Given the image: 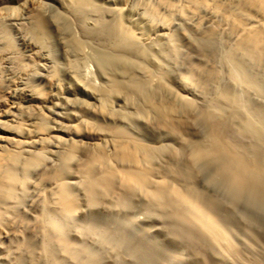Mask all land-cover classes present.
<instances>
[{
    "label": "bare ground",
    "instance_id": "1",
    "mask_svg": "<svg viewBox=\"0 0 264 264\" xmlns=\"http://www.w3.org/2000/svg\"><path fill=\"white\" fill-rule=\"evenodd\" d=\"M132 1L0 0V264H116L83 244L98 191L233 248L213 199L167 176L234 175L233 194L264 186V103L249 71L264 64V0H141L140 22ZM161 45L172 58L186 46L184 73L166 68ZM182 154L204 165L173 167Z\"/></svg>",
    "mask_w": 264,
    "mask_h": 264
},
{
    "label": "rangeland",
    "instance_id": "2",
    "mask_svg": "<svg viewBox=\"0 0 264 264\" xmlns=\"http://www.w3.org/2000/svg\"><path fill=\"white\" fill-rule=\"evenodd\" d=\"M140 1L141 0L132 1L134 6H137V8L136 6L134 7L136 13L134 12L132 15L133 18H137L138 16L139 20H135L139 22L142 20V13L140 8L138 9ZM219 16L222 15L220 14ZM150 32L147 31V33ZM234 32L233 29L232 34ZM225 38L227 37H224L223 40ZM154 47L155 46H153V49ZM180 47L181 48H179L177 52L178 55L176 54L173 58L170 52L163 48L162 45L161 48L163 51L160 52L162 62H164L166 68H169V71L174 70L178 75L184 73L183 69L186 66L184 57L189 53L186 46ZM89 52L87 53L89 54L88 56H90ZM88 56L87 62L83 64L86 65L89 73H93V61L91 62L89 60L91 58L89 57L88 59ZM54 58L59 64L61 63V54L57 47L55 48ZM198 60L199 59H197V61ZM204 62L207 66L212 65L211 61L208 59H204ZM83 64L79 61V67L81 69H83ZM254 66H250L252 69L249 67V71H253L256 74L259 73L258 75L261 83V94L259 93V99L264 103V64H260L257 67ZM42 72L45 71L42 70ZM178 78L179 76L173 79V85L179 89L181 88V82ZM195 87L198 89L197 86ZM194 91L197 93L196 90ZM260 109L262 113L260 117L262 119V117H264V104L260 106ZM40 117L44 120H48L47 117L43 115ZM262 122L264 123V118ZM142 131L149 134L144 129ZM167 154L168 153L165 151L162 157H167ZM260 160H264V158ZM174 164L173 167H181V169L184 170L190 169L194 166L193 164L204 165V160L199 159L192 164V162L182 154ZM211 170L213 172V169L209 167L208 172H211ZM170 174L167 176V178H170L167 180L169 185L170 183L171 185L174 183V185L181 188H179L180 190H184L185 186L188 188L191 185L190 187H195L194 189L199 191V194L205 192L214 202H218L214 205V202L211 203L213 206L209 204V209L213 211L218 221L227 229L233 248L222 249L223 244L217 243V245L216 242L210 241L194 229L190 230V228H187L184 224H180L169 215H161V217H159L154 207V209H152V206L150 208L144 207L137 203L133 197H127L124 202L118 200L115 207L113 205L110 206V199H114V196L111 197L112 195L109 193L104 194L98 191L97 195L99 197L96 204L91 208L85 206L86 216L83 221L82 238L88 255H96L101 258L103 263L111 262L114 257H117L118 260L116 264H264V194L262 190L264 186H262V183V187H260V184L254 185V183L246 181L243 183L244 185L241 193L233 194L232 190L234 191L236 185L240 184L239 179L236 176L234 178V175H230L227 178L224 173H214L215 176H213L212 181L206 182L202 180L203 178L201 175L199 176V174L191 173L189 176H184L183 174L185 173H181L180 176L172 174L173 177H171ZM220 177H222V179ZM185 179L189 183L186 182ZM230 180L232 182L229 184ZM233 182L235 186L231 184ZM180 185H182L183 188ZM228 185L231 186L226 191ZM246 186L249 187L246 188ZM245 193L250 195L247 196ZM124 218H129L130 221L126 224ZM246 221L247 223H245ZM249 224L251 225L249 226ZM178 225L181 227L179 228ZM138 235L140 237H138ZM52 251L57 253L55 246L52 247ZM16 258H18V256Z\"/></svg>",
    "mask_w": 264,
    "mask_h": 264
}]
</instances>
